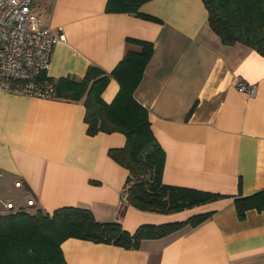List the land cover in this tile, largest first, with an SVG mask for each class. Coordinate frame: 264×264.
I'll use <instances>...</instances> for the list:
<instances>
[{
  "label": "crops",
  "instance_id": "1",
  "mask_svg": "<svg viewBox=\"0 0 264 264\" xmlns=\"http://www.w3.org/2000/svg\"><path fill=\"white\" fill-rule=\"evenodd\" d=\"M105 3L32 0L40 25L61 26L66 35L52 49L47 76L80 78L91 64L110 71L128 49H138L128 38L152 42L134 97L164 150L162 181L226 196L169 214L137 209L124 197L128 170L108 155L124 145L122 133L88 135L82 100L0 91V211L7 201L46 212L79 206L129 232L212 211L198 225L138 248L70 237L61 250L66 264H264V210L247 209L238 218L234 204L236 196L264 189V55L223 44L202 0L140 5L158 20L107 12ZM240 84L253 85L255 94ZM118 89L111 77L103 99L110 102Z\"/></svg>",
  "mask_w": 264,
  "mask_h": 264
},
{
  "label": "trees",
  "instance_id": "2",
  "mask_svg": "<svg viewBox=\"0 0 264 264\" xmlns=\"http://www.w3.org/2000/svg\"><path fill=\"white\" fill-rule=\"evenodd\" d=\"M145 1L106 0L105 11L158 20L139 11ZM202 2L208 24L223 44L241 43L264 55V0ZM128 41L138 45V49H128L110 71L91 64L80 78L66 75L54 80L48 76L53 83L51 98L82 100L88 135L120 132L125 136L124 145L109 148L108 155L128 170L124 197L135 208L169 214L225 197L217 192L162 181L164 150L153 133L148 110L134 97L151 58L153 43L135 38ZM111 77L116 79L119 89L106 102L102 91ZM234 204L238 218H243L247 209L264 210V189L236 196ZM6 209L9 211H0V264H66L61 243L70 237L138 248L145 239L168 235L186 225L194 227L212 213L198 212L181 220L144 223L129 232L118 221H99L90 209L79 206L64 205L52 212L20 205Z\"/></svg>",
  "mask_w": 264,
  "mask_h": 264
},
{
  "label": "built area",
  "instance_id": "3",
  "mask_svg": "<svg viewBox=\"0 0 264 264\" xmlns=\"http://www.w3.org/2000/svg\"><path fill=\"white\" fill-rule=\"evenodd\" d=\"M65 40L61 26L40 25L32 0H0V91L51 98L53 83L46 72L53 47ZM238 89L255 94L253 85L240 84ZM14 184L19 187L21 181ZM26 203L32 205L33 200ZM4 206L14 205L7 201Z\"/></svg>",
  "mask_w": 264,
  "mask_h": 264
},
{
  "label": "rangeland",
  "instance_id": "4",
  "mask_svg": "<svg viewBox=\"0 0 264 264\" xmlns=\"http://www.w3.org/2000/svg\"><path fill=\"white\" fill-rule=\"evenodd\" d=\"M29 209H30V210H33V209H35V208H34V206H32V207H30ZM5 210H8V209H5ZM8 211H9V210H8Z\"/></svg>",
  "mask_w": 264,
  "mask_h": 264
}]
</instances>
